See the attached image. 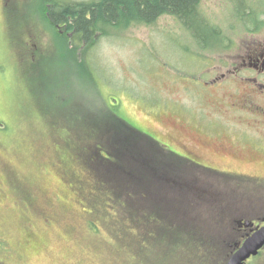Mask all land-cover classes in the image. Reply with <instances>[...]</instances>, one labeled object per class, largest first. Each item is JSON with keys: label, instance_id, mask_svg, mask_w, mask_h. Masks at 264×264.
Returning <instances> with one entry per match:
<instances>
[{"label": "rangeland", "instance_id": "rangeland-1", "mask_svg": "<svg viewBox=\"0 0 264 264\" xmlns=\"http://www.w3.org/2000/svg\"><path fill=\"white\" fill-rule=\"evenodd\" d=\"M97 1L0 0V264H198L201 240L218 248L201 221L217 213L200 208L215 200L174 195L181 213L171 224L121 220L79 153L97 115L78 111L101 102L218 196V165L251 164L218 144L220 121L247 126L249 116L230 112L218 88V63L234 58L218 44L231 45V29L264 11V1L201 0L195 14L210 33L203 38L188 17L163 11L77 43L49 15ZM113 133L126 134L121 126ZM210 258L218 264V251Z\"/></svg>", "mask_w": 264, "mask_h": 264}, {"label": "trees", "instance_id": "trees-1", "mask_svg": "<svg viewBox=\"0 0 264 264\" xmlns=\"http://www.w3.org/2000/svg\"><path fill=\"white\" fill-rule=\"evenodd\" d=\"M196 3L197 0H100L93 4L79 3L74 8L52 7L49 15L55 24L64 20L69 30L74 28L76 33L72 39H78L79 43L90 42V36L122 22H151L155 14L163 11L186 15L193 33L202 31V38L209 37L208 26L195 16ZM79 68L80 73L87 74L86 68L81 65ZM88 72L89 77L96 78L89 67ZM96 105L100 108L95 112L92 109L78 111L84 119H89L91 113L97 115L87 122L90 123L85 134L87 140L79 149L82 160L88 162L94 174L92 185L100 186L107 201L119 211L121 220L149 228L153 227L149 223L171 224L178 220L181 209L176 206L174 195L199 198L204 185L193 184L182 172L188 168L163 155L154 139L130 127L101 102ZM119 126L125 130V135L113 133ZM102 193L93 194V198L103 199ZM148 233L154 236L150 229ZM135 239L139 238L135 235Z\"/></svg>", "mask_w": 264, "mask_h": 264}, {"label": "flooded vegetation", "instance_id": "flooded-vegetation-1", "mask_svg": "<svg viewBox=\"0 0 264 264\" xmlns=\"http://www.w3.org/2000/svg\"><path fill=\"white\" fill-rule=\"evenodd\" d=\"M199 2L194 13L199 11ZM158 13L152 18L157 19L161 15ZM171 14L182 16L178 11ZM55 25L62 31H71V37L76 33L74 28L69 30L64 20ZM231 32L235 36L231 45L230 38L218 44V49L230 47L234 54L232 61L218 63V88L228 92L225 100L230 101L227 105L230 112L249 113L248 125L233 124L230 119L225 123L220 121L218 144L227 153L245 158L251 164L247 167L218 165V196H215L218 203L200 205L217 213L215 218L204 217L206 221H201L210 227V230L204 229L210 231L209 239H214V235L223 242L218 245V264H228L249 237L260 232L264 235V11L249 14ZM202 247L204 252L200 254L210 257L211 250ZM241 264H264V243Z\"/></svg>", "mask_w": 264, "mask_h": 264}, {"label": "water", "instance_id": "water-1", "mask_svg": "<svg viewBox=\"0 0 264 264\" xmlns=\"http://www.w3.org/2000/svg\"><path fill=\"white\" fill-rule=\"evenodd\" d=\"M264 242V236L262 234H256L249 238L243 245V247L236 253L231 259L229 264H240L242 260L250 253L255 252Z\"/></svg>", "mask_w": 264, "mask_h": 264}]
</instances>
